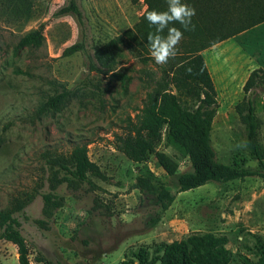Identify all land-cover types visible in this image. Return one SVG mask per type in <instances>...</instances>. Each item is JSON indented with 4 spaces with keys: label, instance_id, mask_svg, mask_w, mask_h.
Segmentation results:
<instances>
[{
    "label": "rangeland",
    "instance_id": "obj_1",
    "mask_svg": "<svg viewBox=\"0 0 264 264\" xmlns=\"http://www.w3.org/2000/svg\"><path fill=\"white\" fill-rule=\"evenodd\" d=\"M70 0H34L28 20L0 14V210L24 205L15 213L29 250L30 264H122L140 250L160 264L162 247L191 235L225 239L230 264H257L258 243H264V179L247 143V98L254 103L256 141L264 163V89L245 93L254 70L264 71V24L209 48L203 56L218 105L210 142L218 163L249 175L226 183L210 182L176 193L173 179L153 155L140 164L114 148L115 135L125 130L143 107L146 94L161 82L163 66L119 46V81L103 74L94 52L131 29L145 11L130 0H75L81 12L59 14ZM38 32V46L15 50L19 40ZM83 50L63 56L67 47ZM92 63L96 69H92ZM62 87L79 88L77 98L58 112L37 115V109ZM76 144L102 177L67 181L56 158L67 157ZM156 151L189 168L188 159L169 145L164 131ZM148 169L174 194L160 212L149 197L134 188ZM56 195L61 207L46 206L43 197ZM158 217V219H157ZM155 219L156 222L152 223ZM0 264H18L17 248L0 240Z\"/></svg>",
    "mask_w": 264,
    "mask_h": 264
},
{
    "label": "trees",
    "instance_id": "obj_2",
    "mask_svg": "<svg viewBox=\"0 0 264 264\" xmlns=\"http://www.w3.org/2000/svg\"><path fill=\"white\" fill-rule=\"evenodd\" d=\"M34 0H0V14L28 20L33 12ZM145 5L144 13L131 29L107 42L94 52V60L102 68L103 74L125 81L128 76L116 72L119 46H123L142 59L150 54L148 36L154 28L145 19L149 11H165L168 0H130ZM196 10L189 30L177 45L176 55L163 64L161 82L146 94L142 109L133 120H129L125 130L115 135L114 148L130 162L140 164L150 155L156 159L166 176L173 179L176 193L197 189L210 182L226 183L243 179L249 174L230 165L218 163L211 147L210 133L212 121L217 112L216 92L210 73L204 62L202 52L216 44L224 42L238 34L264 23V0H184ZM72 14L81 19L75 0H70L59 14ZM180 28L179 24H173ZM166 31V30H165ZM41 34L31 32L22 37L15 50L38 46ZM83 50L81 43H75L63 51L64 57ZM92 69L96 66L92 63ZM254 88L264 89V71L254 70L248 76L243 91L252 93ZM79 88L62 87L49 96L37 109V115L58 112L60 107L77 98ZM245 104V117L248 124L247 143L258 162L259 176L264 179L263 156L256 141L257 122L254 103L251 98ZM164 131L169 145L179 150L188 159L189 168L177 172V164L164 153L156 151ZM1 144V139H0ZM86 144H76L67 157L56 158L55 163L67 174V181L90 183L88 176L101 178L98 166L91 162ZM134 188L149 197L151 204L159 213L166 211L174 201V194L168 185L148 169L139 174ZM56 195L46 194L43 202L46 206L61 207ZM17 203L13 208L0 210V240H5L17 248L18 264L29 263V250L25 238L20 232V223L14 215L23 209ZM158 219V217H157ZM156 220L153 219L152 223ZM225 239L211 234L191 235L186 240L162 247V255L157 259L160 264H230V253L225 249ZM257 264H264V243H258ZM243 264H250L243 259ZM153 257L147 251L140 250L130 260L122 264H152Z\"/></svg>",
    "mask_w": 264,
    "mask_h": 264
},
{
    "label": "clouds",
    "instance_id": "obj_3",
    "mask_svg": "<svg viewBox=\"0 0 264 264\" xmlns=\"http://www.w3.org/2000/svg\"><path fill=\"white\" fill-rule=\"evenodd\" d=\"M196 10L184 0H168L165 11H149L145 19L154 32L149 34L148 43L151 57L158 65L166 64L176 55L177 45L182 39L183 32L189 30ZM179 24L180 28L170 26ZM166 30V31H165Z\"/></svg>",
    "mask_w": 264,
    "mask_h": 264
},
{
    "label": "crops",
    "instance_id": "obj_4",
    "mask_svg": "<svg viewBox=\"0 0 264 264\" xmlns=\"http://www.w3.org/2000/svg\"><path fill=\"white\" fill-rule=\"evenodd\" d=\"M264 24V23H263ZM261 25V24H260ZM212 48V47H211ZM207 51H209L208 49L207 50H205V51H203L202 52V55H204ZM205 62V61H204ZM206 64V63H205ZM207 67V66H206ZM211 76V75H210Z\"/></svg>",
    "mask_w": 264,
    "mask_h": 264
}]
</instances>
